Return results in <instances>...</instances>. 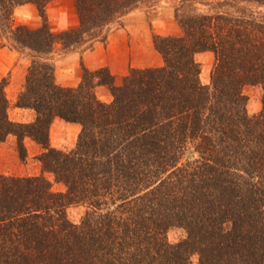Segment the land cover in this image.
I'll return each instance as SVG.
<instances>
[{
    "label": "trees",
    "instance_id": "obj_1",
    "mask_svg": "<svg viewBox=\"0 0 264 264\" xmlns=\"http://www.w3.org/2000/svg\"><path fill=\"white\" fill-rule=\"evenodd\" d=\"M52 0H0L11 45L31 58L16 106L32 123L9 117L8 80L0 83V143L26 137L43 146L38 159L66 187L44 176L0 173V264H264V15L217 0L202 11L183 0L181 35H155L162 67L133 68L117 84L108 67H84L81 83H57L51 56L107 39L108 28L158 0H74L79 26L54 33ZM35 4L44 24L13 26L16 7ZM92 48L89 46L88 48ZM212 52L211 83L196 55ZM107 87L111 102L102 101ZM260 86L262 110L251 116L245 88ZM56 119L82 127L71 151L51 146ZM88 211L74 224L67 209ZM231 228L226 230V225ZM173 228L186 231L176 243Z\"/></svg>",
    "mask_w": 264,
    "mask_h": 264
},
{
    "label": "rangeland",
    "instance_id": "obj_2",
    "mask_svg": "<svg viewBox=\"0 0 264 264\" xmlns=\"http://www.w3.org/2000/svg\"><path fill=\"white\" fill-rule=\"evenodd\" d=\"M52 0L46 6V19L51 30L54 33H61L69 29H60V17L56 13H53L54 10L59 8V5ZM217 0H192L189 4L193 8L201 9L202 11L208 12L212 11L214 6H216ZM72 5L68 6L70 11H68L69 18H74L79 21L77 14L75 1L72 0ZM183 0H158L156 4L153 5H143L142 7L130 12L129 14L135 13L132 17L126 16L122 17L120 20L112 24L108 28L107 39L105 41L98 40L92 45H87L85 47H80L75 50H66L61 44H58L51 56V61L54 62L55 68L58 65L59 69V78L60 82L65 84V79L68 77L66 73L70 70L69 65L72 66L71 77L69 78L72 81L70 83H75L77 76L80 74V83L83 79L84 70L83 68L87 65L83 62L82 56L87 52L95 51L97 49L101 50V55L107 56L104 58V61H107L108 65L103 67H108L111 72L116 77L117 84L122 83L124 76L130 73V70L133 68H149V67H162L165 64L163 56L155 49L154 46V36L159 35L155 33L154 21L158 18L161 12V6L169 4L174 9V23L178 26L177 34L171 35H181L182 31L178 24L176 18V10L182 4ZM30 10L21 8L18 6L15 8L11 24L13 26L26 25L31 29H37L44 24V19L41 16L39 8L35 4L28 3ZM27 5V4H24ZM63 9L65 5L62 4ZM250 8V11L264 15V7H257L255 5H247ZM28 10V11H27ZM142 13L137 15V12ZM164 16V15H163ZM166 18V16H165ZM140 19V20H139ZM79 26V23L76 27ZM7 26L0 23V83L4 80H8V85L6 87V95L10 101L9 117L12 121H16L18 118H26L24 115H19L15 108L18 96L22 91L24 84L26 82V77L28 73V67L31 64L32 58L27 53H22L21 51L15 49L11 44L9 38V30ZM73 27V28H76ZM70 28V29H73ZM126 30L124 36H119L117 38L109 39L111 32L117 33L120 30ZM167 36V35H165ZM122 39V41H121ZM116 41V45L121 44V48L110 47L112 43ZM115 43V42H114ZM92 46V48H88ZM113 46V45H112ZM76 52V56L79 59H76V64L73 63L71 56L69 54ZM8 53V58L14 59L13 63L9 66L8 71L3 77V55ZM197 62L201 65V81L204 85H209L211 83V74L216 63V58L212 52H201L196 55ZM79 62V64H77ZM74 65H73V64ZM90 69L91 71L98 70ZM20 80L23 82L20 83ZM57 83H59L56 78ZM74 80V81H73ZM13 83L22 84V88L18 92L12 91ZM79 83V84H80ZM60 84V83H59ZM77 84L76 86H78ZM18 85V86H19ZM61 85V84H60ZM64 86V85H62ZM72 86V87H76ZM71 87V86H64ZM14 94V96H13ZM97 94L102 101L111 102L113 96L110 90L107 87H99L97 89ZM245 94L248 97V112L251 116L258 114L263 107L262 98L263 90L260 86H248L245 88ZM26 109V108H25ZM32 110V109H31ZM35 117L31 122H21V123H32L37 118V113L35 110ZM30 118V117H28ZM61 120V119H60ZM56 121V120H55ZM52 124L50 129V143L51 146L60 149L63 151H71L75 148L79 135H75L74 132L67 129H63V126L60 123L55 122ZM58 124V125H57ZM82 130V127H81ZM81 132V131H80ZM25 151L23 154L19 149L18 138L14 135H10L7 139L0 143V173L8 176L16 177H31V176H44L52 184V189L55 192H64L66 191L65 185L58 183L55 180V176L52 173L45 172L43 165L38 157L45 152L43 146L36 143L33 139L26 137L24 140ZM39 147H35L36 145ZM88 208L84 204H74L67 209V215L71 222L74 224H80L86 215ZM226 230L231 228V224L226 225ZM186 237V231L181 228H173L168 233L169 241L172 243L179 242ZM193 263L198 264V256H193Z\"/></svg>",
    "mask_w": 264,
    "mask_h": 264
},
{
    "label": "crops",
    "instance_id": "obj_3",
    "mask_svg": "<svg viewBox=\"0 0 264 264\" xmlns=\"http://www.w3.org/2000/svg\"><path fill=\"white\" fill-rule=\"evenodd\" d=\"M57 3V5H59V8L57 9L56 7V10L53 11V13H56L57 12V15L60 17V23H59V28L60 29H70V28H73V27H76L79 23V21L77 19H74V18H69V14H68V11H70V9L68 8V6L72 5V0H56L55 1ZM62 4L65 5V9H63L62 7ZM30 4H27V5H23L21 6V8H24V9H28L30 10ZM27 10V11H28ZM161 10H163L164 12H161L158 16V18L154 21V31L155 33L159 34V35H171V34H177V32L179 31L178 30V26L175 25L174 23V9L172 6H170L169 4H165V5H162L161 6ZM56 11V12H55ZM135 13H132V14H129V16L127 17H132V15H134ZM142 13L137 12V15H140ZM164 15V16H163ZM166 16V18H165ZM140 20V19H139ZM126 33V30H120L118 31L117 33H113L111 32L110 35H109V39H111L112 37L114 38H117V37H121V36H124ZM122 41V39H121ZM115 42V43H114ZM112 43V45L110 47H116V48H121V44L120 45H116V41H114ZM3 77L5 75V73L8 71L9 69V66L13 63V60L14 59H10V57L8 58V53H6V55H3ZM69 56H71L72 58V61L73 63L76 64V59H79L77 58L76 56V52H72L69 54ZM106 57L107 59V56H103L101 55V50L97 49L95 51H91L90 53H85L83 56H82V59H83V62L87 65L88 68H91V69H96V68H99V67H103L105 65H108L107 64V61H104V58ZM72 63V64H73ZM79 64V62L77 63ZM74 65V64H73ZM69 67V71L66 73V75L68 76L66 79H65V84L61 83L60 82V78H59V69H58V65H56V78L58 79L59 83L61 85H64V86H76L77 84L80 83V74L79 76H77V79L75 80L76 82L75 83H70L69 81H72L69 76L71 77L72 73H71V69H72V66L69 65L67 66ZM74 81V80H73ZM22 81L20 80V83ZM23 83V82H22ZM19 84L17 83H13V87L11 89H13L12 91H16L18 92L20 88H22V84ZM14 96V94H13ZM11 101V100H10ZM15 110L17 111V113L19 115H24L26 116V118H18L16 121L18 122H31L33 119H34V115H35V112L31 109H25V108H15ZM30 117V118H28ZM55 122H58L60 123L61 126H63V129H67L69 131H72L75 133L76 136H78V134L80 133L81 131V126L79 124H72V123H67L63 120H60V119H56ZM58 125V124H57ZM36 145V144H35ZM36 148L39 147V145H36L35 146Z\"/></svg>",
    "mask_w": 264,
    "mask_h": 264
}]
</instances>
